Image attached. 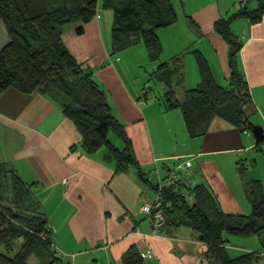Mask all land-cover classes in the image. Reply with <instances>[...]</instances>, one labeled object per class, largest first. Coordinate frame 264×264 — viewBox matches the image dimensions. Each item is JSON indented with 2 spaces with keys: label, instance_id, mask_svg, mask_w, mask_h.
Returning <instances> with one entry per match:
<instances>
[{
  "label": "crops",
  "instance_id": "obj_1",
  "mask_svg": "<svg viewBox=\"0 0 264 264\" xmlns=\"http://www.w3.org/2000/svg\"><path fill=\"white\" fill-rule=\"evenodd\" d=\"M171 2L177 22L157 31L162 53L154 71L161 64L172 67L178 61L182 83H175L172 90L173 97L181 101L200 82L197 52L217 83L228 87L229 46L214 26L228 19L232 9L221 7L220 0ZM241 20L245 22L239 28L238 67L255 113L254 122L252 114L248 120L264 130V17L255 24ZM77 25L65 28L62 41L75 60L86 61L93 71L124 128L137 165L116 173L105 148L91 155L83 151L78 131L55 101L39 93L26 95L8 89L0 97V185L1 174L8 173L41 197L35 202L48 220L59 264H124L122 258L128 253L139 261L146 251L154 258L138 264H209L204 256L207 247L196 232L165 225L154 232L140 207L155 201L154 186L159 179L190 161L192 178L182 171L184 183L203 186L224 214L245 216L248 206L238 196H247V188L255 182L264 196L263 178L253 175L259 166L264 174V160L253 152L258 143L249 131L218 117L211 120L204 136L191 138L181 111L167 109V86L157 81L163 90L161 104L145 92L149 78L127 82L121 73L125 69L117 68L112 60L122 62L130 50L140 49L143 57L135 65L143 68L148 54L138 41L131 49L112 55V19L104 12L102 0L81 35L75 33ZM8 41L2 25L0 50ZM188 68L193 69L190 74ZM240 154L248 155L239 158ZM249 160L255 166L249 172L252 176L242 177ZM139 171L146 181L139 178Z\"/></svg>",
  "mask_w": 264,
  "mask_h": 264
},
{
  "label": "trees",
  "instance_id": "obj_2",
  "mask_svg": "<svg viewBox=\"0 0 264 264\" xmlns=\"http://www.w3.org/2000/svg\"><path fill=\"white\" fill-rule=\"evenodd\" d=\"M97 7L98 0H0V22L9 39L0 50V97L8 89H14L26 95L39 93L51 98L75 126L83 151L91 155L105 148L115 172L122 173L137 165L131 143L114 116L104 90L91 71L76 62L62 41L65 28L73 22L79 23L75 33L81 35L83 26L95 17ZM102 8L113 13L112 55L141 41L150 61L157 62L162 53L157 31L177 22L171 0H102ZM263 17L264 0H256L255 8L240 6L228 19L215 24L216 33L229 46L231 75L228 87L215 81L207 61L197 52L200 82L196 88L186 91L181 101L173 99L172 90L182 79L178 61L174 60L172 67L161 64L154 71L153 78L168 88L165 94L167 109L181 111L189 137L204 136L215 117L239 130L244 131L249 126L248 119L254 106L238 67L241 43L231 32L230 25L237 19L255 24ZM110 134L120 141L121 149L109 140ZM263 144L264 139L256 148L260 150ZM1 175L3 181L7 180V174ZM9 178L12 184L10 196L1 191L8 186H3L2 181L0 185V247L4 248L0 251V264H29L31 256L38 264H59L51 245L48 220L37 203L28 199L31 186L16 176ZM139 178L146 181L140 171ZM154 190L157 192L156 186ZM185 192L190 194L192 201L184 196ZM247 194L251 214L236 216L224 214L199 184L165 187L160 193L164 225L184 226L202 237L201 241L207 247L204 256L209 264H264V196L260 184L252 183ZM166 203L171 205L166 207ZM25 204L30 205L29 209H22ZM227 236H259L263 255L244 253L231 257ZM18 244L20 248L14 252V246ZM122 260L124 264L142 261L140 256L138 261L130 253Z\"/></svg>",
  "mask_w": 264,
  "mask_h": 264
},
{
  "label": "rangeland",
  "instance_id": "obj_3",
  "mask_svg": "<svg viewBox=\"0 0 264 264\" xmlns=\"http://www.w3.org/2000/svg\"><path fill=\"white\" fill-rule=\"evenodd\" d=\"M209 1H213V0H209ZM241 2H245L247 3L246 6H248L249 8L253 9L256 7V0H220V5L221 7H223L224 9L225 8H231L232 10L230 11V16L233 15L234 13H236L237 9L240 7V6H243V4L241 5L240 3ZM236 3V4H235ZM244 3V4H245ZM178 7V10L180 9L179 6ZM104 12L108 13L109 16L111 17V19L113 18V13L111 10H108V9H104ZM241 22H245V20H241V19H238V20H234L231 25H230V30L231 32L233 33L234 36H237L239 38V40L241 39L242 37V33L240 31V23ZM72 24H75L74 22L73 23H70L69 25L72 26ZM3 24L0 22V26H2ZM79 25H77L75 27V29L78 27ZM142 48H145L144 45L142 44ZM66 47V46H65ZM132 48V47H131ZM129 48V49H131ZM128 49V50H129ZM127 51V50H126ZM146 51V49H145ZM131 53H129V57H124L123 61L122 62H119L118 60H116L115 58L112 60L113 63L115 64V66L118 68H121V70H123V68L125 69L124 72H121L123 74V77L125 78V80H127V82L132 81H139L141 82L142 80H145L147 78H149V86H148V89H145V92L148 93V97L149 98H154L155 99H159L158 102H160L161 104H164V96H163V90L161 89L162 85H160L154 78V67L157 66V62H151L149 59H147V57L144 59V65L145 67L143 68H139L138 65L136 64L135 65V60H141L143 55L140 53V49H135V50H130ZM123 53V52H122ZM125 55H127V53H124ZM133 54V55H131ZM73 56V55H72ZM74 58V56H73ZM149 58V57H148ZM75 59V58H74ZM76 62L81 65V67H83L84 69H88L89 71H91V73L93 74V71L89 68V66L85 63L86 61L82 60V59H76ZM190 68L187 69L188 73L190 74ZM193 70V69H192ZM191 70V71H192ZM213 75V73H212ZM215 81L217 82L216 80V77L213 75ZM93 78H94V74H93ZM95 80V79H94ZM182 83V79L181 81H179ZM223 86H225L226 84L224 82H222ZM152 89V90H150ZM160 90V91H159ZM150 93H151V96H150ZM174 100H176L175 97H173ZM252 112H254V110L252 109L251 110V114ZM255 113H253L250 117V120L252 122H254V115ZM256 118V117H255ZM250 121V122H251ZM249 134H251L249 132ZM252 135V134H251ZM253 136V135H252ZM254 138V136H253ZM109 140L117 147V148H120L122 147V144L120 143V141L113 135V134H110L109 135ZM255 140V138H254ZM254 154H259L263 160H264V148H261L260 150L259 149H254L253 150ZM242 154L239 155V158ZM248 154H243L242 156L243 157H246ZM244 159V158H243ZM251 161V162H250ZM169 165H173L171 163H167ZM254 164L252 163V160H249L248 161V164L247 166L244 168V174L242 175V177H246L247 175L249 176H252L249 174V172L253 171V166ZM258 166H259V163H258ZM171 167V166H170ZM170 172V171H169ZM169 172H167V174H169ZM262 172V168L261 166L255 168L254 170V176H259L263 178L262 182H263V185H264V174L261 173ZM232 173H233V170H232ZM166 174V175H167ZM8 177H10V174H8ZM165 175V177H166ZM191 178V177H189ZM3 186H8V187H4L2 188V193L4 191V194L5 196H10L9 193L12 194V192H10V189L12 188V184H10V180H5L3 181ZM189 184V183H187ZM5 190L8 192L7 194H5ZM239 190V188H238ZM34 191V190H33ZM31 190V192L29 193V200L33 203H35L36 200L38 199H41V197L39 195H36V192H33ZM156 193V192H155ZM187 193V192H185ZM185 193H184V196H185ZM262 193H263V190H262ZM242 194V193H241ZM239 194V195H241ZM38 197V198H37ZM240 200H244L246 202V205L248 206V209H247V212L244 211L245 213V216H248L251 214V211H252V206H251V203L248 199V194L247 196H238ZM187 199H191V196L189 197H186ZM8 202V201H7ZM11 202V201H10ZM25 203H28V202H25ZM2 204V203H1ZM9 204V202H8ZM171 205V204H170ZM28 206L30 207L29 204H25V206L22 207V209H29ZM227 248H228V251H229V254L231 255V257H237V256H240L244 253H263V248L260 244V238L259 236H252V237H248V238H242V237H233V236H227ZM15 249H14V252L18 251V249L20 248L19 244L16 246H14ZM246 249V250H244ZM4 248L3 247H0V251H3ZM28 263L29 264H38V261L37 259L34 257V256H31L29 259H28Z\"/></svg>",
  "mask_w": 264,
  "mask_h": 264
},
{
  "label": "built area",
  "instance_id": "obj_4",
  "mask_svg": "<svg viewBox=\"0 0 264 264\" xmlns=\"http://www.w3.org/2000/svg\"><path fill=\"white\" fill-rule=\"evenodd\" d=\"M244 1V0H242ZM264 148V144L262 146ZM192 164L190 161L185 162L184 165L178 166L175 169L171 170L169 174L166 175L163 179H159L156 187H157V192H156V199L152 203H146L140 207L141 213L145 214L150 223L151 226L155 232V230L160 229L164 226L165 223V217L163 214V201L161 200L160 193L165 187H170V186H180L181 184L184 183L183 179V174H181L182 171H185L188 176L192 178L191 174V169H192ZM192 181V179L190 180ZM190 194L187 192L185 193V197H189ZM170 203H166V207H169ZM140 258L142 260H151L154 258L153 254L149 251L142 252L140 254Z\"/></svg>",
  "mask_w": 264,
  "mask_h": 264
},
{
  "label": "water",
  "instance_id": "obj_5",
  "mask_svg": "<svg viewBox=\"0 0 264 264\" xmlns=\"http://www.w3.org/2000/svg\"><path fill=\"white\" fill-rule=\"evenodd\" d=\"M245 131H249L254 136L256 143H259L264 139V130L259 126L250 123L249 126L245 128ZM199 239H202V237Z\"/></svg>",
  "mask_w": 264,
  "mask_h": 264
}]
</instances>
